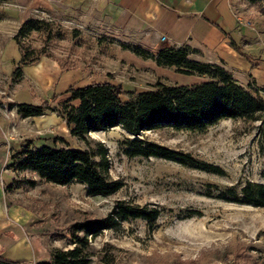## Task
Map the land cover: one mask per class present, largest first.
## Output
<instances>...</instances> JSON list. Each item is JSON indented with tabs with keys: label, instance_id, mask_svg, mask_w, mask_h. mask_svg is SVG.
I'll list each match as a JSON object with an SVG mask.
<instances>
[{
	"label": "rangeland",
	"instance_id": "374dc122",
	"mask_svg": "<svg viewBox=\"0 0 264 264\" xmlns=\"http://www.w3.org/2000/svg\"><path fill=\"white\" fill-rule=\"evenodd\" d=\"M33 20L39 23L36 29L20 37L31 59L48 57L66 67L86 66L97 79L99 70L107 66L102 55L115 59L118 50L127 51L104 25L81 29L53 16ZM105 77L122 87L126 101L154 90L157 82H176L168 74L155 78L131 66H117ZM260 95L264 98V92ZM50 102L55 103L54 99ZM125 138L133 137L115 128L90 133L84 140H52L59 147L87 151L96 163L104 152L108 169L99 171L122 183L111 196H88L85 186L77 183L60 186L31 173L15 175L12 186L16 189L8 193H15L14 200L30 212L37 235L45 232L50 241L71 249L70 226L101 219L115 202L124 201L147 211L156 209L159 217L154 222L128 220L89 239V264H264V207L234 203L231 193L238 195L248 182L264 184V128L260 122L224 120L202 133L160 128L138 136L187 155L197 164L213 166L217 173L157 158L127 157L121 146Z\"/></svg>",
	"mask_w": 264,
	"mask_h": 264
},
{
	"label": "crops",
	"instance_id": "0c3cea01",
	"mask_svg": "<svg viewBox=\"0 0 264 264\" xmlns=\"http://www.w3.org/2000/svg\"><path fill=\"white\" fill-rule=\"evenodd\" d=\"M49 16L81 29L104 25L120 44L136 45L154 55L165 48L186 46L191 50L190 60L220 66L242 87L264 89V13L246 0H0V257L22 264L47 263L51 251L63 247L57 240L50 241L45 232L37 235L30 212L14 200L15 193L5 192L20 174L9 168L11 157L26 146L40 148L51 143L58 149L68 148L53 145L52 140L73 137L56 113L24 118L16 104L39 106L52 99L62 103L68 100L71 87L117 85L105 77L117 66H131L155 78L168 74L176 80L171 85L206 81L120 50L115 59L102 55L107 66L99 70L97 79L86 66L66 67L58 59L40 57L23 67L22 77L14 81L12 74L22 57L14 40L17 30L28 19Z\"/></svg>",
	"mask_w": 264,
	"mask_h": 264
},
{
	"label": "trees",
	"instance_id": "16d2710c",
	"mask_svg": "<svg viewBox=\"0 0 264 264\" xmlns=\"http://www.w3.org/2000/svg\"><path fill=\"white\" fill-rule=\"evenodd\" d=\"M258 5L264 13V0H246ZM39 24L28 19L17 30L14 40L22 54L19 65L12 74L18 81L22 77V68L33 64L39 58L31 59L22 48L20 37ZM233 47L234 44H232ZM142 60H151L158 67L170 69L184 76H197L206 81L191 86L165 85L157 82L154 90L138 93L133 99L123 100L121 86L111 83H94L83 88H69V98L62 103L44 102L39 106L16 104L18 113L24 117H39L49 111L56 113L66 124L69 135L84 140L86 135L96 132H108L120 128L133 138H125L121 144L127 157L157 158L175 162L188 168L201 169L217 173L210 165L194 162L189 156L169 150L155 143L139 139L145 131L171 128L176 131L202 133L224 120L244 119L260 122L264 128V98L260 93L264 89L240 86L232 75L223 68L212 64H203L189 59L191 50L186 47L165 48L157 54L136 45H123ZM73 102H78L73 105ZM13 107L14 104H9ZM101 161L96 163L84 150L42 146L24 147L11 157L9 166L14 172H30L39 179L54 185L66 186L77 183L85 186L88 196L108 197L121 189L122 183L111 181L103 175L108 164L105 153L100 154ZM34 185V182H29ZM16 187L6 186L5 192ZM234 195L232 202L253 207H264V184L248 182ZM221 199H225L222 196ZM159 211H147L117 201L109 213L96 220L75 223L68 229V245L71 249H54L49 262L36 264H89V239H95L103 232L116 229L128 220L141 219L154 222ZM0 264H22L6 261L0 257Z\"/></svg>",
	"mask_w": 264,
	"mask_h": 264
},
{
	"label": "built area",
	"instance_id": "2783aa9c",
	"mask_svg": "<svg viewBox=\"0 0 264 264\" xmlns=\"http://www.w3.org/2000/svg\"><path fill=\"white\" fill-rule=\"evenodd\" d=\"M160 40H161V41H165V37H161Z\"/></svg>",
	"mask_w": 264,
	"mask_h": 264
}]
</instances>
